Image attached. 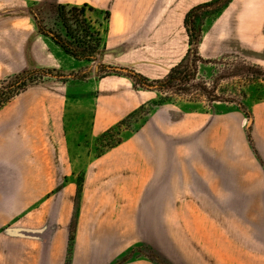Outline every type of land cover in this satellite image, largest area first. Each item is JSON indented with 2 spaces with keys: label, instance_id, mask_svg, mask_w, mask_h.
I'll return each instance as SVG.
<instances>
[{
  "label": "rangeland",
  "instance_id": "374dc122",
  "mask_svg": "<svg viewBox=\"0 0 264 264\" xmlns=\"http://www.w3.org/2000/svg\"><path fill=\"white\" fill-rule=\"evenodd\" d=\"M83 1L0 0V125L6 123L19 136L24 129L25 144H38L55 153L51 158L41 156V180L16 184L52 190V194L56 191L57 199L66 204L72 197L66 264L75 215L85 196L106 184L91 176L100 158L119 155L144 159L152 154L154 184L160 187L161 182H155L159 178L170 190V228L167 244L157 245L148 238L128 241L121 246L119 259L110 264H130L136 257L149 258L154 264H224L218 255L216 261L210 259L215 256H210L208 240H234L238 247L264 240V206L253 204L251 197L226 196L225 189L210 195V183L215 182L208 179L212 169L217 188L233 192L240 186L236 179L245 172L264 175V36H222L216 24L219 11L200 13L201 36L195 51L188 53L182 11L211 1L189 9L190 0H168V4L132 0L131 6L128 0H115V4L105 0L85 9V16L99 31L97 54L90 60H77L41 34L38 24L64 35L62 23L49 4L81 7ZM127 7L134 14L143 9L144 27L140 31L152 28L159 32L168 25L169 35L162 37V47L166 39L169 56L160 75H151L155 69L151 72L150 60L136 57L141 46L136 45L140 34L134 23L127 25L131 27L129 44L120 49L128 51L129 60L114 53L115 49L106 50L110 16L124 14ZM132 14L130 19L136 18ZM70 26L78 30L76 37L85 34L79 20ZM252 27L258 28L257 24ZM156 39L160 42L161 37ZM144 47L146 54L151 46ZM119 60L130 61L129 66L110 64ZM181 62L183 73L174 87L158 89L159 82ZM112 68H124L145 81ZM177 87L185 92H178ZM117 102L123 108L118 121L98 131L94 127L96 111ZM38 128L42 139L31 141L29 135L34 136ZM52 128H57L56 140ZM45 169L56 170L57 180L44 178ZM12 184L6 182L7 187ZM249 252V259L256 256Z\"/></svg>",
  "mask_w": 264,
  "mask_h": 264
},
{
  "label": "crops",
  "instance_id": "0c3cea01",
  "mask_svg": "<svg viewBox=\"0 0 264 264\" xmlns=\"http://www.w3.org/2000/svg\"><path fill=\"white\" fill-rule=\"evenodd\" d=\"M151 1L153 4L155 0ZM160 1L162 4L169 2ZM202 1L212 0H190L189 9ZM104 2L105 0L83 1L87 5ZM114 2L115 0H112V3ZM116 2L118 5L119 1ZM128 2L131 6L132 0ZM129 8H125L128 12L125 10L124 14L114 12L110 16L111 30L106 36V50L115 49L117 51L114 50V53L119 52L121 58L129 60L130 56L125 53L128 51L120 49L129 44L131 27L128 28L127 25L134 23L140 34L136 45L141 46L135 50L136 57L150 60L151 72L155 69V73L151 75H160L163 62L169 56L166 39L164 42L166 48L162 47V37L167 38L169 35L168 25L164 24L159 32L153 31L152 28L148 31L146 29L147 32L140 31L144 27L141 20L143 9L135 10L138 14H134ZM188 11H182L180 16L183 29L184 17ZM132 13L136 18L130 19ZM217 18L216 24L219 25L217 27L222 36H264V0H231L217 13ZM252 23L257 24L258 28H253ZM254 30L257 31L252 32ZM134 32L136 33V30ZM157 36L161 37L160 42L156 39ZM145 45L151 46L146 54L142 52ZM123 61L125 62L113 61L110 64L128 67L130 61L126 60L127 63ZM121 109H123L121 102L112 104V107L98 108L94 127L100 132L109 129L118 121ZM6 112L9 113V110ZM6 125V123L0 125V264H66L69 235L72 230L70 227L73 218L72 197L66 204L57 199L56 191L52 197V190L25 188L23 184H16L41 180V156L51 158L55 157V153L52 149L38 144H25L24 129H21L22 135L19 136ZM54 126L56 127V124ZM52 129L53 139L56 140L57 128ZM33 131L30 129L32 134ZM40 132L38 128L35 134L37 136L29 135V139L31 141L34 138L42 139ZM120 152L121 150L118 153ZM149 156L145 155L144 159L120 155L112 159L100 158L97 171L91 177L98 181L103 179L106 184L103 188L98 186L97 189H93V194L85 196L86 200L83 199L81 208L75 215L76 225L68 264H110L119 259L121 246L128 241L134 243L136 240L148 238L147 240H153L157 245L167 244L170 228L168 224L170 190L163 187V180L159 178H156L155 182H161L160 187L158 183L154 184L153 156L152 154ZM54 162L52 161L53 164ZM110 168L112 171L107 172ZM209 171V181L215 182L210 183V195L216 196L217 191L225 189L226 196L251 197L253 204L264 206V190L261 188L264 187L263 174L245 172L236 179L240 184L239 188L228 192L227 187L217 188L216 174L212 169ZM43 175L50 180L58 178L56 170L52 172L45 169ZM6 182H13L12 187H7ZM46 197L50 198L41 199ZM175 212H178V208ZM208 243L210 256H215L210 258L212 261H216L218 255L219 259L224 258V264H264V240H256L255 245L243 244L241 247L235 245L234 240H208ZM249 251L256 253V256L249 259L247 256ZM130 264L154 263L149 258L136 257Z\"/></svg>",
  "mask_w": 264,
  "mask_h": 264
},
{
  "label": "trees",
  "instance_id": "16d2710c",
  "mask_svg": "<svg viewBox=\"0 0 264 264\" xmlns=\"http://www.w3.org/2000/svg\"><path fill=\"white\" fill-rule=\"evenodd\" d=\"M230 1L231 0H213L208 3L199 4L186 13L183 24L188 36V53L195 51L196 45L199 42L201 36V22L203 17L200 16V13H203L204 15L207 13L218 12L223 9ZM49 7L60 19L65 30V34L62 35L57 32L51 33L50 31L42 29L38 24L40 33L50 37L67 54L71 55L77 60L93 59L99 49L100 38L98 29H96L95 25H93L91 21L85 16V9L88 8L87 4H84L81 7H67L61 4H49ZM35 12L34 15L37 16V13ZM78 20L83 25V31L85 34L76 37L78 30H73L70 26V23H76ZM89 31L91 32V35L88 36ZM182 67V62L174 66L169 71L167 77L159 82L158 89L164 90L173 88L176 81H179L180 74L183 73L180 72ZM129 76L134 79L145 81L142 78L140 79L137 74L130 73ZM178 92H185V90H178Z\"/></svg>",
  "mask_w": 264,
  "mask_h": 264
},
{
  "label": "water",
  "instance_id": "95a60500",
  "mask_svg": "<svg viewBox=\"0 0 264 264\" xmlns=\"http://www.w3.org/2000/svg\"><path fill=\"white\" fill-rule=\"evenodd\" d=\"M112 70H116V71H119V72H125V73H128V74L131 73L130 71H128V70H126L124 68H112Z\"/></svg>",
  "mask_w": 264,
  "mask_h": 264
}]
</instances>
